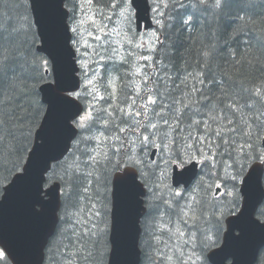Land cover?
I'll return each mask as SVG.
<instances>
[{"label": "snow or ice", "instance_id": "snow-or-ice-1", "mask_svg": "<svg viewBox=\"0 0 264 264\" xmlns=\"http://www.w3.org/2000/svg\"><path fill=\"white\" fill-rule=\"evenodd\" d=\"M48 8L21 26L0 16V203L47 153L29 215L54 203L49 225L64 226L55 251L45 236L25 239L39 264L45 249L52 264L102 260L109 228L104 249L119 264L121 220L132 257L141 218L153 264H239L233 250L264 229L246 207L264 173V0ZM9 257L0 241V264Z\"/></svg>", "mask_w": 264, "mask_h": 264}, {"label": "water", "instance_id": "water-1", "mask_svg": "<svg viewBox=\"0 0 264 264\" xmlns=\"http://www.w3.org/2000/svg\"><path fill=\"white\" fill-rule=\"evenodd\" d=\"M34 4L36 9L32 6ZM32 5H30V12L32 13L33 21L36 18V14L39 15L41 12L50 11L48 8V0H32ZM42 95L43 94H41V96ZM59 147H61V145L53 141V143L49 145L47 152L57 151ZM46 154L47 153L41 154L37 159L36 166L33 168L29 178L22 184L10 187L7 190L3 203H0V241L6 242L11 249L12 258L9 257V260L12 264H39L40 255L38 247L33 243L25 242V239L32 238L39 240L45 236L47 244H49L50 239L55 234L54 231L57 229L49 225L54 210V203L46 206V216L41 219H33L29 215L30 203L37 191L40 167L42 166V161ZM190 167L195 169V164ZM260 175H264V173L257 174V183L248 193V202L246 205L249 212L252 211L253 219L257 220H259L257 218V212L264 203V190L259 187ZM113 211H115L114 201H112L111 213ZM141 220L136 225L133 232L136 247L132 257L128 254L129 238L127 225L123 219L121 220L120 232L124 247L122 253L116 257L119 264H129L131 258L135 261V264H141L142 253L139 246L142 233V229L140 228ZM109 230L111 241L113 232L111 229ZM262 249H264V229L251 228L247 241L236 247L233 253L239 260V264H256ZM108 264H112L111 251ZM217 264H219V257H217Z\"/></svg>", "mask_w": 264, "mask_h": 264}, {"label": "trees", "instance_id": "trees-1", "mask_svg": "<svg viewBox=\"0 0 264 264\" xmlns=\"http://www.w3.org/2000/svg\"><path fill=\"white\" fill-rule=\"evenodd\" d=\"M9 15L11 16L12 23L16 26H21L25 19H27L28 21H33L28 0H0V16H3L5 19H7ZM104 203L105 202L101 197V201L98 204L102 205L103 213L105 212V209L103 207ZM110 207H111V202H107L108 216L103 217L104 219L105 218L108 219L109 222H110L109 220ZM257 217L260 220L264 221V204L260 208ZM101 225L104 226L105 228V224L103 222L101 223ZM63 227H64L63 225L58 227L57 231H55L56 232L55 235H53V238L50 240V243L48 244L49 246L52 247L53 251H55L56 246L61 243L62 240L61 229ZM143 229H144V233L140 240L141 241L140 247L142 249L141 252L142 264H148L150 260V252L152 251L151 248H155V246H152L150 248L152 236L150 237V233H149L150 231L149 221H145V220L143 221ZM108 241H109V230H107L106 232H102L100 234L99 243L97 245V247H99L101 251L105 252L103 259L100 261H95L93 262V264H107L109 250L104 249V244L108 243ZM109 249H110V244H109ZM48 255L50 254L47 253L46 257H48ZM46 264H52V261L47 259ZM257 264H264V250H262Z\"/></svg>", "mask_w": 264, "mask_h": 264}, {"label": "rangeland", "instance_id": "rangeland-1", "mask_svg": "<svg viewBox=\"0 0 264 264\" xmlns=\"http://www.w3.org/2000/svg\"><path fill=\"white\" fill-rule=\"evenodd\" d=\"M97 208H99L100 209V211L103 213V208H102V205H99V204H97ZM104 216H102L101 218H100V221H97L98 223H99V228H101V229H104V226H102L101 225V223L103 222V220H104V218H103ZM149 233H150V237L152 236V234H151V224H150V231H149ZM152 241H151V246H150V248L152 247V246H155V241L153 240V239H151ZM151 252H150V260H149V262H148V264H153V261H154V259H155V255H156V253H155V248H151Z\"/></svg>", "mask_w": 264, "mask_h": 264}, {"label": "clouds", "instance_id": "clouds-1", "mask_svg": "<svg viewBox=\"0 0 264 264\" xmlns=\"http://www.w3.org/2000/svg\"><path fill=\"white\" fill-rule=\"evenodd\" d=\"M261 187H264V176L261 177Z\"/></svg>", "mask_w": 264, "mask_h": 264}]
</instances>
